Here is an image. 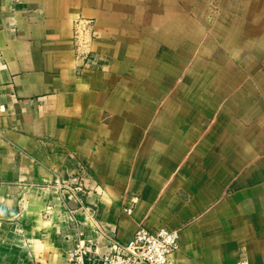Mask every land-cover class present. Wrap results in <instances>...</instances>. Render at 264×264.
<instances>
[{
	"label": "crops",
	"instance_id": "1",
	"mask_svg": "<svg viewBox=\"0 0 264 264\" xmlns=\"http://www.w3.org/2000/svg\"><path fill=\"white\" fill-rule=\"evenodd\" d=\"M1 107L0 264L141 227L264 264V0H0Z\"/></svg>",
	"mask_w": 264,
	"mask_h": 264
},
{
	"label": "built area",
	"instance_id": "2",
	"mask_svg": "<svg viewBox=\"0 0 264 264\" xmlns=\"http://www.w3.org/2000/svg\"><path fill=\"white\" fill-rule=\"evenodd\" d=\"M87 28L88 22L80 20L76 37L79 39ZM55 187L62 194H68L70 199L80 192L85 193L84 183L79 179L56 180ZM138 201L135 196L129 198L125 212L132 215ZM179 241L177 230L162 228L152 232L141 227L130 242L113 241L110 251L105 254L100 253L93 242L80 240L70 252L68 261L69 264H171L170 257L178 249Z\"/></svg>",
	"mask_w": 264,
	"mask_h": 264
}]
</instances>
